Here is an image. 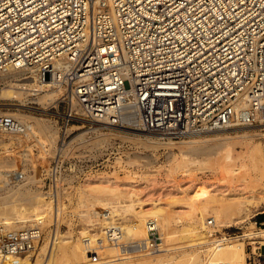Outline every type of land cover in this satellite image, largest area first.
I'll use <instances>...</instances> for the list:
<instances>
[{
	"label": "built area",
	"instance_id": "built-area-1",
	"mask_svg": "<svg viewBox=\"0 0 264 264\" xmlns=\"http://www.w3.org/2000/svg\"><path fill=\"white\" fill-rule=\"evenodd\" d=\"M11 67L63 89L52 104L60 145L84 118L175 139L233 126L264 130V0H0V72ZM26 129L0 112L1 131ZM57 159L49 189L66 174ZM148 227L147 239L121 243L123 255L159 248V228L153 220ZM38 232L0 224V264L9 256L5 264H30L24 253L36 249ZM245 241L248 263L264 264V239Z\"/></svg>",
	"mask_w": 264,
	"mask_h": 264
},
{
	"label": "bare ground",
	"instance_id": "bare-ground-1",
	"mask_svg": "<svg viewBox=\"0 0 264 264\" xmlns=\"http://www.w3.org/2000/svg\"><path fill=\"white\" fill-rule=\"evenodd\" d=\"M28 72L29 71L24 68L17 69L12 67L6 71H1L0 77L7 79L5 80L6 85L0 87L1 97L21 99L22 97H25V95H29V91V103L36 102V98L42 104H46L45 108L50 107L52 104L57 105L61 98L63 89L57 87L48 88V84L46 83L33 84V79L27 75ZM32 73L35 75L34 71H32ZM25 84L27 85L24 86ZM36 87L40 91L33 92ZM25 99H27V97ZM29 107L31 106L29 105ZM19 119L21 120V118ZM21 121L27 126V129L16 133H19V135H28L31 131L30 129L32 128H30V124L24 122V118ZM90 123L93 124L94 122L90 121ZM40 124V129H37L39 131L34 132L40 133L41 136H39L41 138L39 139L37 137H33L35 140L37 138L40 141L39 150L50 158H52L57 151L65 150L64 148L58 146L60 137L59 134L61 132H59V129L61 126L55 127L51 125V123L44 121ZM101 125L102 128L117 129L119 131L131 130L130 132L134 134V136L136 135V137H138L136 140L145 145L165 143L170 146L177 144L179 156H177L173 150L172 160L177 158L179 163L185 161L198 162L199 160L196 159L197 157L195 155H198L199 153L209 154L212 151V147L206 143L212 139L199 138L203 135V133L190 135L189 137H181L179 138L180 140L175 141V138L172 136L162 133L126 128H113L105 124ZM35 126L37 127V125ZM72 127L73 126H69L68 131L71 130ZM94 127L95 126L92 125L90 131L80 134L79 138L88 142L91 148L107 146L112 133L102 132L98 127ZM248 127L251 126H233L212 131H237ZM208 132L210 131H207L206 133ZM90 133H94V135L92 134L93 136L89 137ZM5 135H7L6 132L0 130V144L2 145L4 151H7L10 146L16 143V141H14L10 135H8V137ZM254 136V133L244 131L242 134H237L235 136L217 138L221 141L222 145H224L222 146V149H224L222 158L224 159V163H226V166L224 167L225 171L234 172V168L232 169L230 166H232V161L236 156L229 148L231 140L233 141V139L249 141L252 143L253 152L256 154L258 153L264 159V144L259 140H252L256 139ZM131 139L135 140L133 137H131ZM24 142H27L26 138ZM30 144L32 143H27V148L30 147ZM193 154H195V157H193ZM5 157L4 152H0V165L2 162H5ZM115 159V167L121 166L124 162H122L121 156H117ZM119 163L120 165H116ZM262 163L264 165V160H262ZM117 172L118 170L115 169L110 174L109 172L99 174L98 178L95 180L91 178H87L85 180L83 184L85 186L84 188L89 186L90 192L86 195V190L84 188L81 189L79 192L80 197L78 204L84 203V205L87 206L86 211H81L80 216L88 220L89 224L92 225L93 228H83L79 231L77 238L72 236L69 231L61 232L59 227L54 229L53 233L51 232V229L48 230L51 221L55 220L56 224H60L65 215V203L63 199L60 198L63 194L62 185H58L56 190L57 206L55 207L53 206L52 192L41 191L32 197H28L29 200L34 201L35 199V203H33L32 208H28L26 216L16 214L17 212H14V207L2 211L1 214L6 216L3 219L4 224H0H2L6 229L33 227L37 228L39 231V240L36 242V249L27 250L26 253H24V261L30 264L31 262H34V259V264H81L82 262H84L83 264H162L165 261V257L171 256V252L169 251L172 249L168 242H170L173 235H171V232H166V230H170L169 226L171 225L172 220H179L181 217L180 212H177L176 215L172 216V213L167 207L169 205L181 203L180 200L184 199L185 200L182 204L190 206L189 208H191V206L193 207L197 201H199L200 205H204L205 210L210 211L211 215L213 214L214 216L211 221L212 224H215L216 222V224H229V226H232L233 224H237L239 222L243 223L249 221L250 223V225L247 226V230L250 231L244 232L241 236L238 235L228 237L226 236L227 232H225L226 234L224 236H216L218 238H211L212 236H210L209 233L210 230L205 231V229L200 227V224L196 220L188 221V224L186 223L187 225L183 224L184 226H181L177 233H179L180 239H184L185 245L191 248V251L193 252V264H249L245 248L246 241L242 240V238H251L253 240L264 239V228L262 227L257 229L256 221L251 219L254 215H256V213L261 211L264 212V196L256 199L255 194L245 195L244 193H241L227 198L219 197L217 193L206 190L202 193H199L200 191L196 193L194 192L195 194L188 196V198L174 197L175 195H170L167 197L168 199L166 202H164L162 197H160L157 198L158 202L154 201L152 206L146 207L143 205V200H138L139 202H137V199L141 198L138 197L139 192H137V188L134 184V180H132L133 178L131 174H127L126 177L121 178ZM60 176L61 178L63 177V175ZM17 191L19 190L12 192L11 190L7 191L6 195L2 197L3 201L13 198ZM213 202H216L218 205L209 206ZM97 205L104 209L99 211L96 208ZM260 205H262L261 208L259 207ZM178 211H181V209ZM125 218L128 219L125 221ZM96 220L99 221V225L94 227ZM149 220H153L155 222V225L159 228V232L162 236V242L160 243L159 248L149 253H141L140 256H136L134 259L130 258V256L123 255L120 247L121 243L125 239L133 241L147 239L148 229L150 228L148 227ZM207 221L208 224L210 223L206 218V221L203 222L202 225H205ZM209 225L211 226V224ZM108 227H115L116 232L114 234H118L115 239H111L108 236ZM43 234L46 235L43 236ZM43 239V244H41L40 241ZM91 253H97L101 260L99 262H93L91 259ZM105 254L106 256H104ZM10 258V256L7 257L4 260V264L7 263ZM180 261V258L179 260L177 259L176 262L175 259L170 260L169 264H180Z\"/></svg>",
	"mask_w": 264,
	"mask_h": 264
},
{
	"label": "rangeland",
	"instance_id": "rangeland-1",
	"mask_svg": "<svg viewBox=\"0 0 264 264\" xmlns=\"http://www.w3.org/2000/svg\"><path fill=\"white\" fill-rule=\"evenodd\" d=\"M2 78L3 77H0V87L6 85L5 80L7 79L3 78V80ZM126 85L128 86L129 84L126 83ZM28 93L29 95L27 94V96L25 95V97L21 99H10L8 97H1L0 95V111L8 112L13 116L21 118V120L24 118V122L30 124V128H32L28 135L6 133L7 135L5 136L8 137V135H10L14 141H16L7 151H4L0 144V152H4L6 156L5 162H2L0 165V223L2 224H4L3 219L6 216L1 214L2 211L14 207V212H17L16 214L26 216L28 208H32L33 203H35L34 198H32L34 199L33 201L29 200L28 197H32L41 191L52 192L53 206H57V189H55L53 185H50L49 189L48 177L53 160H58L57 158L60 156H63V163L66 168V174L63 175L62 178L58 176V185H62L63 194L60 198H62L65 203V215L60 224H56L55 220L51 221L48 230L51 229L53 233V230L59 227L61 232L69 231L75 238L78 237L79 231L83 228H93L88 220L80 216L81 211H86L87 209L84 203L78 204L80 197L79 192L85 187L83 185L85 180L87 178L95 180L98 178L99 174L103 172H109L110 174L115 169L118 170L117 173L121 178L126 177L127 174H131L137 192H139L138 197L141 198L137 199V202H139L138 200H143V205L146 207L152 206L154 201L158 202L157 198L160 197L166 202L168 199L167 197L170 195L188 198V196H192L196 192L200 191L199 193H202L206 190L217 193L219 197L227 198L241 193L245 195L255 194L256 199L264 196V165L262 163L264 159L258 153L256 154L253 152L252 143L241 139L231 140L229 148L236 157L232 161V166H230V168H234V172H227L224 168L226 163H224V159L222 158L224 150L222 146L224 145L217 139L225 136H235L237 134H242L244 131H249L255 134L254 137L256 139L252 140H259L264 144V130H261L260 127H248L237 131L223 130L205 132L199 138L212 139L206 142L207 145L212 147L211 153L193 154V157L196 156V159L199 160L198 162L185 161L179 163L177 158L172 160L173 150L176 155L179 156L177 144L170 146L165 143L145 145L136 140L138 137H136V135L134 136V134L130 132L131 130L119 131L117 129L102 128L100 124H94V128L98 127L102 132L112 133L111 139L105 147L100 146L91 148L88 142L79 138L80 134L90 131L91 123L86 119H81L78 122H72L70 125L73 127L68 131L69 134H67L65 145H60L63 133L60 132L61 128L59 129L60 137L58 146L65 150L57 151L55 155L50 158L39 150V139L41 138V134L35 133L34 131H39L37 129H40V123L43 121L51 123V125L55 127H59L61 119H59L55 113L56 108L54 105L45 108L46 104H42L36 98L35 100L37 103H29L30 92L28 91ZM26 97L27 99H25ZM29 105L31 107H29ZM65 108V104L61 103L60 111H64ZM35 125H37V127ZM92 134L94 135V133H90L89 137H92ZM24 137L27 142H24ZM33 137L39 139L36 138V141ZM131 137L135 140L131 139ZM177 140L180 139H175V141ZM27 143L32 144L27 148ZM117 156H121V160L124 162L121 166L115 167L114 161ZM116 165H120V163ZM84 189L86 190L85 194L88 195L90 192L89 186H86ZM9 190H11V192L16 190L19 191H17L13 198L4 200V202L2 197H4ZM184 200H180L181 203L169 205L167 207L172 213V216L180 212L181 219L172 220L169 226L170 230H166V232H171V235H173L170 242H168L172 249L169 251L171 252V256L165 257V261L162 264H169L170 260L174 259L176 262L179 258L181 259L180 264H193V252L191 248L185 245L184 239H180L179 233H177L181 226H184L186 223L188 224V221L196 220L205 231L210 230L209 233L210 236H212L211 238L224 236L226 234L225 232L241 234L250 231L247 230V226L250 225L249 221L243 223L236 222L237 224H233L232 226H229V224H216V222L210 226L207 221L205 225H202V223L206 221V218L208 220L213 219V214L211 215L210 211L205 210L204 205H200L199 201H197L198 204L195 202L193 207L191 206V208H189L190 206L182 204ZM216 205L218 204L213 202L209 206ZM261 206L262 205L259 207L261 208ZM96 208L99 211L104 209L98 205ZM180 209L181 211H178ZM126 219L128 218H125V221ZM251 219L253 221L264 220V213L262 211L258 212ZM98 223L99 221L96 220L94 227H97L99 225ZM256 227L257 229L262 228L259 225H256ZM45 235L46 234H43V236ZM242 240L245 241V238H242ZM43 241L44 239L41 240L40 243L43 244ZM141 253L142 252H138L139 255L135 253V255H131L130 258L134 259V257L140 256ZM104 256H106V254ZM99 260H101V258ZM83 263L84 262L81 264Z\"/></svg>",
	"mask_w": 264,
	"mask_h": 264
},
{
	"label": "trees",
	"instance_id": "trees-1",
	"mask_svg": "<svg viewBox=\"0 0 264 264\" xmlns=\"http://www.w3.org/2000/svg\"><path fill=\"white\" fill-rule=\"evenodd\" d=\"M263 220V219H262Z\"/></svg>",
	"mask_w": 264,
	"mask_h": 264
}]
</instances>
